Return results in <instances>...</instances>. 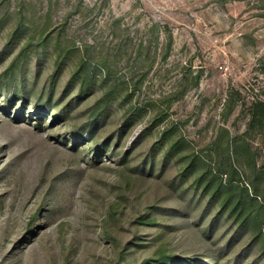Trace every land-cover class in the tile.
<instances>
[{"label":"rangeland","instance_id":"rangeland-1","mask_svg":"<svg viewBox=\"0 0 264 264\" xmlns=\"http://www.w3.org/2000/svg\"><path fill=\"white\" fill-rule=\"evenodd\" d=\"M260 100L264 0H0V264H264Z\"/></svg>","mask_w":264,"mask_h":264},{"label":"trees","instance_id":"trees-1","mask_svg":"<svg viewBox=\"0 0 264 264\" xmlns=\"http://www.w3.org/2000/svg\"><path fill=\"white\" fill-rule=\"evenodd\" d=\"M256 107H257V109H256L257 111L253 113V119L255 121L257 120L261 127H264V101L260 100L259 102H257ZM94 126H95V124H94ZM232 190L234 191V189H232ZM258 195L262 198V201L260 203L261 204V211H259L258 217L264 218V195L259 194V193H258ZM251 200H257V199L254 196V197H251ZM242 221L243 222L241 223V227H248L249 226L250 223L248 222V220L242 219ZM236 239H237V237L231 238L230 242L227 244V248H231L234 244V240H236Z\"/></svg>","mask_w":264,"mask_h":264}]
</instances>
